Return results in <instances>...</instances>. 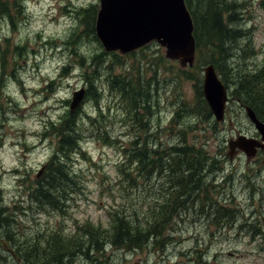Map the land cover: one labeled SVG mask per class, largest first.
Segmentation results:
<instances>
[{"label": "rangeland", "instance_id": "obj_1", "mask_svg": "<svg viewBox=\"0 0 264 264\" xmlns=\"http://www.w3.org/2000/svg\"><path fill=\"white\" fill-rule=\"evenodd\" d=\"M33 2L39 4L40 0ZM228 2L240 5L235 13L236 21L229 28L240 30L242 36L237 42L229 44L230 58L223 62L227 66L225 72L229 68L230 74L235 77L240 70L251 71L264 63V0ZM93 4L98 7V12L99 0H93L87 6H81L79 0L76 3L73 0H55L54 7L39 17L26 15L23 6L24 15L15 19L14 28L10 27L6 19H0V56L1 52L6 53V72L11 73L15 68L16 76L22 81L19 85L14 78L7 76L0 87V153L6 152V143L8 149L14 150L9 161L11 167L5 166L3 160H0V184L12 177H20L15 179L11 191L0 188V207L7 208L12 214L13 221L8 229L20 240L32 239L36 234L44 236L45 232L51 229L58 231L61 227H64L66 233L72 234L76 226L85 221L106 229L110 224L107 214L110 208L115 209L121 205H141L144 208L140 179L137 180L136 190L124 193L121 189L118 165L124 162L123 155L116 148H107L100 141H93L89 134H84L80 139L81 150L85 151V158L89 159L78 157L79 154L74 157V168L83 182V195H73L74 200L64 204L70 206L65 214L40 208L27 195L32 191L34 182L43 174L39 171L48 159L32 167L28 163L30 154L37 149L41 152L44 148L51 151L53 143L45 137L44 125L51 119L50 114L60 113L56 118L58 120L66 111L69 113L73 92L86 88L84 77L92 72L94 65L90 63H93L91 56L94 50L101 49L121 57L126 56L119 50L105 51L96 34V39L85 35L84 24L79 21L76 9L88 8ZM37 23L42 27L34 36L29 35L30 28ZM61 24L64 26L60 31L53 30L51 34L44 31L48 25H53L55 29L60 28ZM93 28L95 31V22ZM6 31L10 34L6 35ZM73 33L76 34L71 37ZM51 41H55L56 45H50ZM97 42L101 45L100 49ZM17 46L25 48L20 52L17 63H14L11 57ZM133 53L125 57L121 68L114 66L112 73H121L124 68L131 72L133 69L129 68L133 66L138 68V73L148 82V89L144 85L142 87L151 92L153 99L150 103L154 106L150 108L152 114L143 119L148 123V129L137 133L142 139L143 148L159 149L180 145L183 139L187 146H193L202 153L201 157L208 159L203 171L220 172L215 179L216 183L228 180V185H223V189L218 186L215 194L208 198L201 197L208 199L210 204L217 198L218 204L206 208L208 203L203 204L200 199L196 201V206L177 214L178 218L172 227L174 230H169L170 236L165 240L162 251L156 248L158 245L154 241L146 249L136 252L107 249L108 263L264 264V152L261 151L250 160L242 155L229 160L228 141L236 139L238 135L260 139L245 114L244 105L230 95L233 82L224 84L230 100L225 121L216 123L212 117L204 120L199 117V111H195V81L189 79L195 71L194 59L191 63L173 59L168 56L165 46L155 41L149 44V48L141 52L137 49ZM109 60H113V57H109ZM205 66L197 70L201 86L202 68ZM62 67L68 73L67 77L60 78L62 75H58ZM51 80L55 81L56 86L51 91H44L45 84ZM99 88L102 95L97 99V106L104 108L105 112L109 108L106 126L114 138L121 136L124 143L119 142L118 145L125 147L130 134L128 129H131L132 124L125 120V123L120 122L122 116L116 112L119 100L108 89L104 79L99 81ZM15 92L23 98V105L14 98ZM61 92L67 93V98L58 97L57 93ZM7 100L16 102V107ZM83 100L78 110L81 108L84 113L78 111L76 114L82 121L87 113L93 114L96 109L91 102L92 96L86 95L85 102ZM49 101L52 103L49 104ZM27 122L39 124V130L30 129ZM149 182L151 185L155 183L153 179ZM207 214L211 216L207 217ZM3 230L4 227L1 228L3 237L10 242ZM8 245V241H0V264H21L12 258ZM64 264H90V260L81 254L70 262L64 260Z\"/></svg>", "mask_w": 264, "mask_h": 264}, {"label": "trees", "instance_id": "obj_2", "mask_svg": "<svg viewBox=\"0 0 264 264\" xmlns=\"http://www.w3.org/2000/svg\"><path fill=\"white\" fill-rule=\"evenodd\" d=\"M184 3L191 16L192 36L196 51L195 71L193 77L189 78L195 81L194 87L197 95L195 111H199V117L204 120L211 117V112L202 97L201 78L197 70L202 66L212 65L223 84L233 82L230 95L236 97L244 106L250 107L256 117L264 123V63L251 71L240 70L235 77L230 74L229 68L225 72L227 66L223 63L230 58L229 44L237 42V39L242 36L240 30L229 28L236 21L235 13L240 5L228 2V0H184ZM80 8L82 9H76V14L80 17L78 20L84 24L82 26L85 28V35L96 39L93 27L98 7L93 4L88 8ZM23 15V0H0V19H6L10 27L14 28L15 19ZM75 34L73 33L71 37ZM49 44L56 45L55 41ZM97 47L101 48L99 42H97ZM24 48L25 46L14 48L12 62L17 63L20 52ZM146 48H149V45L138 49V52ZM4 53L1 52L2 56H0V87L3 86L7 76H11L21 85V78L16 76L15 68L11 73L6 72L7 60L4 56L6 53ZM132 54L135 53L126 54L125 57ZM109 57H113L114 61L109 60ZM125 57L118 56L114 52L107 53L101 49L100 51L94 50L91 56L93 63H90L94 65L92 72L90 75L85 74L84 77L86 88L83 100L85 102L86 95L93 97L91 102L96 106L93 114L87 113L82 121L80 117L77 118L76 114L79 111L77 108L76 112L71 114L66 111L56 121L49 118L47 125H44V135L53 143L51 155L43 165V174L34 182L32 191L27 194L30 200L40 208L65 214L70 206L64 204L73 201V195H83V182L74 168V157L79 154L78 157L89 159L85 158V152L81 151L80 139L84 134H89L93 141H100L104 147L118 149L119 154L123 155L124 162L118 165V173L121 178L119 183L122 184L121 189L124 193L136 190L137 180L140 179L142 185V178L154 172H173L175 167L182 168L187 165L199 170L204 168L208 159L201 157L202 153L193 146H187L183 139L180 145L159 149L143 148L142 139L137 133L148 129V123L143 119L152 114L150 108L154 105L150 101L153 96L151 92L142 87L144 85L146 89L149 88L143 75L138 73V68L131 66L129 68L133 69L131 72L124 68L121 73H112L114 66L121 68L124 65ZM106 61L107 64H104ZM59 74L62 75L60 78L68 75L64 67L61 68ZM102 79L105 80L114 97L119 100L116 112L122 116L120 122L130 121L132 124L131 129H128L131 135L127 136L128 141L122 148L118 145L119 142L124 143L121 136L118 138L120 140L114 138L106 126L105 121L108 118L106 113H109V108L105 112L104 108L97 106V99L102 95L99 88V81ZM54 85L55 81L51 80L45 84L44 91H51ZM1 99L2 94H0V107ZM7 102L16 107V102L11 100ZM63 102L69 103L68 101ZM186 108L193 113L191 109ZM79 112L84 113V110L80 108ZM132 175L135 177L132 178ZM166 195L168 198L157 206H147L148 209H144L141 205L131 207L121 205L116 206L115 209L110 208V211H107L110 224L106 229L85 221L78 224L72 234L66 233L63 231L64 227H61L58 231L51 229L45 232L44 236L36 234L28 240L16 238L15 234L8 229L10 222L13 221L12 214L7 208L0 207V241H8L10 245V247L8 245V251L11 252L12 258L21 264H64V260L70 262L71 259L81 254L90 260V264H109L106 256L107 249L136 252L146 249L152 241L156 242L155 244L158 245L156 248L162 251L167 239L163 236L168 230L172 215L175 213L177 216L181 211H186L173 207L172 195ZM2 227H4V235L10 238V242L3 237ZM12 235L13 237H10Z\"/></svg>", "mask_w": 264, "mask_h": 264}, {"label": "water", "instance_id": "obj_3", "mask_svg": "<svg viewBox=\"0 0 264 264\" xmlns=\"http://www.w3.org/2000/svg\"><path fill=\"white\" fill-rule=\"evenodd\" d=\"M99 5L95 34L105 51L119 50L127 54L155 41L165 46L169 57L193 61V25L184 0H99ZM202 73L203 98L215 122H223L227 88L212 65L203 67ZM84 93V89L73 92L70 113L79 106ZM244 111L260 140L239 135L228 141V154L231 157L239 150L250 159L258 150L264 151V123L251 108L245 106Z\"/></svg>", "mask_w": 264, "mask_h": 264}, {"label": "flooded vegetation", "instance_id": "obj_4", "mask_svg": "<svg viewBox=\"0 0 264 264\" xmlns=\"http://www.w3.org/2000/svg\"><path fill=\"white\" fill-rule=\"evenodd\" d=\"M261 151L262 150H258L255 156L250 159L257 157ZM227 155L229 160H232L234 157H239V155H242L244 158L246 157L245 154L239 152L238 150H236L231 157L228 153ZM246 159L250 160L247 157ZM203 169H193L187 165L186 167L182 168L175 167L173 172H154L152 175L144 177L141 185L145 200L142 202L144 203V209H148L147 206L154 207L159 205L165 198H168L166 195L168 194L172 195L174 199L172 204L173 207L186 210L193 205L196 206V201H199L201 197L204 196L205 198H208L211 194H215V188L218 186L219 188L223 189V185H228V180H223L220 184L216 183L215 179L220 172H204ZM212 169H214V167H212ZM246 177L248 178L247 175ZM151 179H153L155 182H152V185L149 184ZM201 200L203 201V204L208 203V199ZM214 203L218 204L219 200L216 198ZM214 203H208L206 208L213 206ZM202 208H204V206ZM172 216L173 218L169 223L168 230H166L165 236L163 237H169V230H174L172 227L175 219L178 218V216H176L175 213ZM206 216L209 217L211 214H207Z\"/></svg>", "mask_w": 264, "mask_h": 264}, {"label": "clouds", "instance_id": "obj_5", "mask_svg": "<svg viewBox=\"0 0 264 264\" xmlns=\"http://www.w3.org/2000/svg\"><path fill=\"white\" fill-rule=\"evenodd\" d=\"M74 3L77 2V0H73ZM93 2V0H79V3L81 6H87L88 3ZM55 4V0H40L39 4H36L33 2V0H23V6L25 7V14H33L35 17H39L42 16L44 14V12H46L49 8H53ZM65 18H62V20ZM63 24H61L60 28H55L53 25H48L47 29H45V33L46 34H51L53 32V30L55 31H60L63 28ZM42 26L37 23L35 25H33L30 30H29V35L34 36L35 32L40 30ZM6 35L10 34L9 32H5ZM58 97L61 98H67L68 94L67 93H57ZM14 98L20 102L22 105L24 104L23 102V98L19 95L18 92L14 93ZM49 104H51L52 102L49 101ZM60 113H53L50 114L51 115V119L53 121H56L57 116ZM28 123V127L30 129L33 130H39V124H36L34 122H27ZM36 141H32V143H35ZM5 149L6 152L4 153H0V160H3L5 166L11 167V164L9 163V161L11 160V153L12 151H14L13 149H8L7 147V143L5 144ZM51 155V152L47 149L44 148L43 152L40 151V149H37L36 152H33L30 154V159H29V166H36L37 163H43L49 156ZM20 177H12L10 178L9 181L5 182L4 184H0V188H5L9 191H11L14 188V181L15 179H19Z\"/></svg>", "mask_w": 264, "mask_h": 264}]
</instances>
